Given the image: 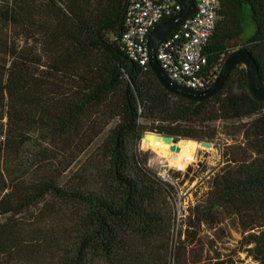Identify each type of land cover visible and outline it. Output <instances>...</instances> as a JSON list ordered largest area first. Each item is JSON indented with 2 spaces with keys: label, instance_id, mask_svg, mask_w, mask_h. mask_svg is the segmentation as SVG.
Segmentation results:
<instances>
[{
  "label": "trees",
  "instance_id": "1",
  "mask_svg": "<svg viewBox=\"0 0 264 264\" xmlns=\"http://www.w3.org/2000/svg\"><path fill=\"white\" fill-rule=\"evenodd\" d=\"M127 1L0 0V56L6 58L0 57L5 162L32 134L56 136L64 150L73 147L82 118L98 105L107 103L109 118L115 120L100 145L101 168L92 189L63 187L47 167L24 172L0 167V264L20 238L19 215L47 195L80 209L70 254L59 264H82L95 254L108 262L130 258L134 243L129 232H156L162 219L158 201L172 190L146 166L137 149L145 131L212 139L219 132L216 123L235 125L256 115L242 126L246 144L257 156L217 173L197 211L206 221L223 205L264 207V100L250 94L244 67L236 66L223 87L200 102L169 93L150 67L129 58L119 42ZM247 30L244 46L264 82V0H220L204 49L205 70L215 76L229 52L227 41ZM250 236L253 258L264 264V228Z\"/></svg>",
  "mask_w": 264,
  "mask_h": 264
},
{
  "label": "rangeland",
  "instance_id": "2",
  "mask_svg": "<svg viewBox=\"0 0 264 264\" xmlns=\"http://www.w3.org/2000/svg\"><path fill=\"white\" fill-rule=\"evenodd\" d=\"M106 104L91 108L82 118L75 139L77 144L68 150H64L56 136L47 134L45 139L32 134L23 138L17 153L7 162L1 152L6 126L3 115L0 119V167L18 172L47 167L63 187L75 184L92 189L101 168L100 145L115 123L109 118ZM255 117L242 119L235 125L216 123L219 132L212 139L197 141L208 144L196 151L195 160H183L177 167L155 159L148 144L144 143L141 148L138 145L146 166L172 185L171 194L158 201L162 211L158 229L151 234L129 232L128 238L134 243L130 258L120 256L108 262L95 254L86 257L82 264H257L250 235L264 228V207L238 209L223 205L213 220L206 221L199 218L197 211L208 196L217 173L235 169L241 162H249L257 156V150L246 144L245 127L242 126ZM232 159L239 162L234 163ZM79 213L76 203L47 195L19 215L20 238L2 264H59L70 254L79 229Z\"/></svg>",
  "mask_w": 264,
  "mask_h": 264
},
{
  "label": "built area",
  "instance_id": "3",
  "mask_svg": "<svg viewBox=\"0 0 264 264\" xmlns=\"http://www.w3.org/2000/svg\"><path fill=\"white\" fill-rule=\"evenodd\" d=\"M220 0H194V11L184 18L156 49L160 67L177 83L190 89H204L214 79L205 70V46L218 19ZM174 0H128L119 42L126 55L148 65L146 35L159 21L176 14Z\"/></svg>",
  "mask_w": 264,
  "mask_h": 264
},
{
  "label": "water",
  "instance_id": "4",
  "mask_svg": "<svg viewBox=\"0 0 264 264\" xmlns=\"http://www.w3.org/2000/svg\"><path fill=\"white\" fill-rule=\"evenodd\" d=\"M179 5L176 14L167 17L156 23L146 35V50L148 57V66L155 74L160 85L169 93L184 97L189 100L200 102L215 95L224 85L229 73L238 65L245 69L246 86L250 94L257 100H264V82L259 76V69L251 52L244 46V41L249 37L250 31L241 33L230 38L226 46L229 52L223 59L213 81L204 89H190L174 81L159 65L156 59V49L165 39L169 32L174 29L184 18L194 11V0H174ZM123 16V15H122ZM236 86V85H235ZM237 93L240 90H235ZM147 138L161 140L163 143H171L169 149L178 152L179 145H176L177 139L170 135L160 134L151 131H145L139 140L140 148ZM187 138H180V142H185ZM199 141V139H195Z\"/></svg>",
  "mask_w": 264,
  "mask_h": 264
},
{
  "label": "bare ground",
  "instance_id": "5",
  "mask_svg": "<svg viewBox=\"0 0 264 264\" xmlns=\"http://www.w3.org/2000/svg\"><path fill=\"white\" fill-rule=\"evenodd\" d=\"M205 143L208 144V142L206 141H200V143H198L197 141L190 138H187L185 142H180V140H178L176 141V145L180 146L179 151L171 152V150L169 149L171 143H163L161 140H156L153 138H147L145 140V144H148V146L151 149H153L155 154V159L157 160L162 159L168 162L169 165L176 167L183 160H189V161L195 160L196 151L199 148L203 147Z\"/></svg>",
  "mask_w": 264,
  "mask_h": 264
}]
</instances>
